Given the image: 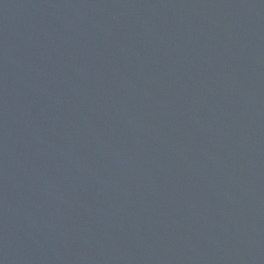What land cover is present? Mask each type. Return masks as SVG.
I'll return each instance as SVG.
<instances>
[{"label": "water", "instance_id": "water-1", "mask_svg": "<svg viewBox=\"0 0 264 264\" xmlns=\"http://www.w3.org/2000/svg\"><path fill=\"white\" fill-rule=\"evenodd\" d=\"M0 264H264V0H0Z\"/></svg>", "mask_w": 264, "mask_h": 264}]
</instances>
